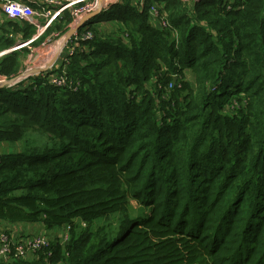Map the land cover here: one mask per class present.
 <instances>
[{
  "label": "trees",
  "instance_id": "16d2710c",
  "mask_svg": "<svg viewBox=\"0 0 264 264\" xmlns=\"http://www.w3.org/2000/svg\"><path fill=\"white\" fill-rule=\"evenodd\" d=\"M144 3H112L96 16L120 24L77 30L93 38L66 63L76 90L49 71L0 87L13 149L0 151V221L70 226L50 256L0 264H264V0ZM56 21L47 33L72 23ZM18 69V51L0 56L1 76Z\"/></svg>",
  "mask_w": 264,
  "mask_h": 264
},
{
  "label": "built area",
  "instance_id": "2783aa9c",
  "mask_svg": "<svg viewBox=\"0 0 264 264\" xmlns=\"http://www.w3.org/2000/svg\"><path fill=\"white\" fill-rule=\"evenodd\" d=\"M121 0H102V9L107 8L110 4L119 2ZM137 5L140 9H145L144 0H136ZM98 6L97 0H0V12L5 16H10L19 21L22 19L37 28L36 32L24 42H19L9 49L2 50L0 56L8 51L17 50L23 45L29 44L34 41L37 36L45 29L50 27V25L58 17L63 15L65 11H68L72 23L70 26L74 25L83 15L94 10ZM101 9V10H102ZM147 12L149 18L154 19L157 16V7L153 4L147 6ZM160 25L163 28L169 26L166 19L161 18ZM93 38L92 32L89 29H84L82 31H75L67 40L64 42V54L61 56L54 66L57 70L61 69L59 72L55 68L49 71L45 75L47 77V83L55 87H66L71 90H76L79 82L77 79H71L66 73V63L69 58L78 50H81L83 42H87ZM61 67V68H60ZM46 72V71H45ZM42 73L40 70L38 72L34 71L29 75H36ZM4 79L0 78V83ZM81 224L85 225L84 222ZM69 225H66L65 229L61 235V242L67 243L69 234ZM50 242L45 234L39 235L34 234L31 236L20 235L15 239L13 234L6 233L4 231L0 232V258H24L29 254L35 252L43 251L45 255L50 256L51 250L49 249Z\"/></svg>",
  "mask_w": 264,
  "mask_h": 264
},
{
  "label": "rangeland",
  "instance_id": "374dc122",
  "mask_svg": "<svg viewBox=\"0 0 264 264\" xmlns=\"http://www.w3.org/2000/svg\"><path fill=\"white\" fill-rule=\"evenodd\" d=\"M96 17L98 19L96 20L94 26L101 27V26H106V25L118 24L119 23V21H117V20L104 19L101 15L96 16ZM5 19L12 20V18L10 16H5L3 18V21H0V24L6 23V22H4ZM17 21H19V20H17ZM55 22H56L55 26L57 27V24H59V23L56 20H55ZM57 32H59V31L55 30V32H52V33L55 34ZM63 34H64V32L60 31L58 34H56L54 36H51V39L45 45H42V42L39 44V42L43 41V39L45 38V37H43V39H40L39 42H35L34 45L31 46V47L24 46V47H21V48H19L17 50H13V51L22 50L21 52H22L23 56L19 58L20 67H21L20 72H23V73L24 72H34V71L38 72L39 70L41 72H45V71H50L53 68H55L54 64L58 63L57 60L62 56L61 55L60 57L59 56L57 57V55L60 52L64 51V42L62 44L61 50L58 48L59 47V42L58 41L63 39ZM44 36H46V35H44ZM12 46H14L13 42L8 44L7 46H4L3 48L9 49ZM22 48H24V49H22ZM6 49H4V50H6ZM8 52H10V51H8ZM56 58H58V59L55 60ZM15 76H19V74L15 75ZM12 77H14V76H12ZM0 78L4 79V81L9 79V78H6L4 76H1ZM20 80H21V78H18L16 80V82H18ZM16 82H14V83H16ZM21 82H23V80H21ZM4 146H6V145H4ZM4 146L0 145V151L1 152H5L6 150H8V151H12L13 150L11 148V146H9L6 149L4 148ZM14 148L18 149V148H20V146L15 144ZM130 205L133 208H137L138 207V204L134 200H130ZM117 216H118V214H113V215L109 216L110 217L109 218L110 221H108V219H106V220L98 219L95 222V224L93 225V227L96 228V226H99V225H101L103 223H108V222H111L112 224H116L117 223ZM81 222L82 221H80V220H75L74 221L73 229H74L75 233H78L80 230H82V228H84L86 226V225L81 224ZM7 223H13V222H8V221H4V220L0 221V232L4 231L6 233L13 234V237H15V239L18 238L21 234L22 235H27V236H31V235H34V234H39V235L45 234V236L48 238L50 244L55 242L56 240H58V238H61L62 232L65 230V229H62V227L46 228V227H44L43 224H39V226L37 225V227H38V229L41 228V230L39 232H42V233L35 232V230H37L36 228H33L30 231L26 230V232H22L21 233L16 228L14 229V231H13V228L7 229L8 228ZM29 232H32V233H29ZM40 254H41L40 252H35L33 254H29L27 257H24L22 259L23 260H31L32 258L38 259ZM7 259L9 261H11V260L16 259V258H12V256H8Z\"/></svg>",
  "mask_w": 264,
  "mask_h": 264
},
{
  "label": "crops",
  "instance_id": "0c3cea01",
  "mask_svg": "<svg viewBox=\"0 0 264 264\" xmlns=\"http://www.w3.org/2000/svg\"><path fill=\"white\" fill-rule=\"evenodd\" d=\"M5 17V15L3 14V13H1L0 12V21H3V18ZM4 22H6V23H10V25L12 24V27H13V25H16V27L17 28H15V27H9L6 31H5V29L7 28H4V29H2V31L4 30V35L5 36H7V37H9V38H11V39H13V43H14V45L15 44H17V43H19V42H24L25 40H28L29 38H31V36L37 31L36 29L37 28H35L33 25H31L30 23H28L27 21H25V20H21V21H17V19H15V18H12V20H7V19H5L4 20ZM25 23H28L29 24V26L31 27L30 28V30H33V33H31V35L26 39V38H24L23 37V31H21L20 30V28H22L23 27V24H25ZM150 23L152 24V25H156V23H155V21H154V19H150ZM3 25H5V23H2V26ZM52 25V24H51ZM50 25V26H51ZM49 28V27H48ZM48 28L47 29H45V30H43L38 36H37V38L34 40V41H31L29 44H27V45H23V47L24 46H28V47H31V46H33L34 44L33 43H35V42H39L40 41V39H43V37H45L44 39H43V41H40L39 42V44L42 42V45H45L50 39H51V36H54V35H56V34H58V33H52V32H55V31H51L50 33H47V30H48ZM1 31V29H0V32H2ZM47 33V34H46ZM44 35H46V36H44ZM31 44V45H30ZM41 45V46H42ZM22 49H24V48H22ZM22 50H20V51H18L19 52V58L20 57H22L23 55H22V52H21ZM64 54V51H62V52H60L58 55H57V57L59 56H61V55H63ZM61 58V57H60ZM60 58L58 59V58H56L55 60H60ZM54 60V61H55ZM57 60V61H58ZM20 70H21V67H20V62H19V69H18V74L19 75H21L23 72H20ZM17 74V75H18ZM29 76V75H28ZM0 77H1V75H0ZM27 77V76H26ZM26 77H23V78H21V79H24V78H26ZM27 80H29V79H27ZM5 223V222H4ZM39 224H41V223H26V222H18V223H7V226H8V228L7 229H11V228H13V231H14V229L16 228V229H18V231L19 232H26V230H28V231H30V230H32L33 228H36L37 230H35V232H38V233H42V232H39L40 230H41V228H39L38 229V227H37V225L39 226ZM18 228H17V227ZM29 233H32V232H29ZM22 235V234H21Z\"/></svg>",
  "mask_w": 264,
  "mask_h": 264
},
{
  "label": "water",
  "instance_id": "95a60500",
  "mask_svg": "<svg viewBox=\"0 0 264 264\" xmlns=\"http://www.w3.org/2000/svg\"><path fill=\"white\" fill-rule=\"evenodd\" d=\"M98 6L92 10L91 12L83 15L74 25L70 26L63 34V39L62 40H67L75 31H77L86 21L94 18L96 15H98L101 12L102 9V0H97ZM32 72H24L19 76H14L11 77L5 81H2L0 83V87L1 86H5V85H11L14 82H16V80L18 78H23L28 76L29 74H31Z\"/></svg>",
  "mask_w": 264,
  "mask_h": 264
},
{
  "label": "bare ground",
  "instance_id": "6f19581e",
  "mask_svg": "<svg viewBox=\"0 0 264 264\" xmlns=\"http://www.w3.org/2000/svg\"><path fill=\"white\" fill-rule=\"evenodd\" d=\"M59 42V49L61 50V47H62V44H63V40H60V41H58ZM57 54V53H56Z\"/></svg>",
  "mask_w": 264,
  "mask_h": 264
}]
</instances>
